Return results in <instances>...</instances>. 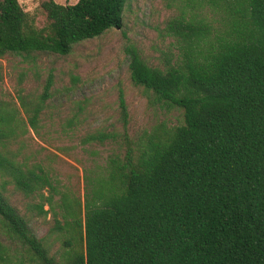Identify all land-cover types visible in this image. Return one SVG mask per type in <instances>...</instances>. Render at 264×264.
Returning a JSON list of instances; mask_svg holds the SVG:
<instances>
[{"label": "trees", "instance_id": "1", "mask_svg": "<svg viewBox=\"0 0 264 264\" xmlns=\"http://www.w3.org/2000/svg\"><path fill=\"white\" fill-rule=\"evenodd\" d=\"M196 1L218 26L184 11L170 18L173 62L151 66L128 50L131 81L180 110L182 122L160 121L131 138L119 93L122 132L106 174L82 206L62 193L63 211L53 210L54 229L68 235L58 257L7 193L10 184L26 196L53 189L40 165L8 148L27 126L37 130L51 76L37 99L18 95L23 122L0 108V237L24 248L29 264H264V0ZM125 3L40 0L28 13L18 0H0V58L69 54L74 44L120 28ZM108 139L116 136L99 131L84 141ZM39 196L52 209L51 196ZM36 208L47 212L43 202ZM15 257L13 264H24ZM11 262L0 240V264Z\"/></svg>", "mask_w": 264, "mask_h": 264}, {"label": "rangeland", "instance_id": "2", "mask_svg": "<svg viewBox=\"0 0 264 264\" xmlns=\"http://www.w3.org/2000/svg\"><path fill=\"white\" fill-rule=\"evenodd\" d=\"M40 0H18L28 13H36ZM73 3L76 0H55ZM205 17L214 27L215 15L196 0H126L122 26L73 45L66 55L34 53L30 57L6 54L0 58V108L25 120L18 95L35 100L50 75V96L45 101L37 130L11 138L8 148L17 152L27 165H40L53 189L47 186L26 196L7 186L11 203L27 218L33 234L43 239L49 253L58 257L68 235L54 229L53 210L62 212V193L79 199L81 206L95 179L106 174L109 157L117 153L122 122L118 96L121 92L127 111L126 131L135 138L154 124L164 121L172 125L182 122L180 110L166 109L154 102L151 92L135 85L128 68V50L134 48L151 66L163 68L167 60L175 59L177 44L169 33L167 21L180 14ZM39 25L43 18L37 16ZM112 133L116 139L103 143L85 142L88 134ZM43 197L51 196L52 209ZM43 202L46 214L36 205ZM60 219V215H57ZM13 264L21 257L29 259L24 248L10 243L3 236Z\"/></svg>", "mask_w": 264, "mask_h": 264}]
</instances>
